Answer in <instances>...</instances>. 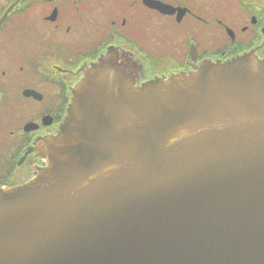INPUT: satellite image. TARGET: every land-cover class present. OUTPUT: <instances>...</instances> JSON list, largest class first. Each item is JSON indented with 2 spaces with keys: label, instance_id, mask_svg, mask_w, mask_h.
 <instances>
[{
  "label": "water",
  "instance_id": "95a60500",
  "mask_svg": "<svg viewBox=\"0 0 264 264\" xmlns=\"http://www.w3.org/2000/svg\"><path fill=\"white\" fill-rule=\"evenodd\" d=\"M107 62L0 187V264H264V60L137 86Z\"/></svg>",
  "mask_w": 264,
  "mask_h": 264
},
{
  "label": "flooded vegetation",
  "instance_id": "af4514ba",
  "mask_svg": "<svg viewBox=\"0 0 264 264\" xmlns=\"http://www.w3.org/2000/svg\"><path fill=\"white\" fill-rule=\"evenodd\" d=\"M246 53L264 60V0H0V187L45 166L33 149L101 62L137 86Z\"/></svg>",
  "mask_w": 264,
  "mask_h": 264
},
{
  "label": "rangeland",
  "instance_id": "374dc122",
  "mask_svg": "<svg viewBox=\"0 0 264 264\" xmlns=\"http://www.w3.org/2000/svg\"><path fill=\"white\" fill-rule=\"evenodd\" d=\"M29 50V49H28Z\"/></svg>",
  "mask_w": 264,
  "mask_h": 264
}]
</instances>
